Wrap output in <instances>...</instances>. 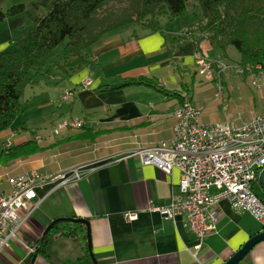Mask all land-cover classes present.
Listing matches in <instances>:
<instances>
[{
    "label": "crops",
    "instance_id": "obj_1",
    "mask_svg": "<svg viewBox=\"0 0 264 264\" xmlns=\"http://www.w3.org/2000/svg\"><path fill=\"white\" fill-rule=\"evenodd\" d=\"M163 18L162 33L134 25L105 35L87 52L91 65L66 75L68 92L74 96L71 101L62 97L70 108L63 109L59 119L78 118L87 122L84 129L56 135L54 120L52 128L49 124L41 128L44 134L29 123H24L26 129L11 128L0 134V194H10V181L21 174L37 171L48 178L36 191V210L17 238L0 250V264H224L264 232V225L251 214L238 213L222 201L216 208V230L196 251L197 240L185 226V214L167 220L153 209L181 200L180 172L167 174L154 165L144 166L132 153L173 138L174 111L183 101L200 109V101L189 95L193 73L200 76L197 51L209 61L224 62L209 39L187 26L172 28L176 20ZM1 24L0 52L11 48L17 39L14 35L24 36L33 27L22 16ZM62 49L38 66L41 72L49 71L48 78L54 76L50 67L61 60ZM140 77L155 79L171 94L144 86L112 89ZM87 78L92 85L85 88ZM29 141L39 147L37 154L10 158L12 149ZM61 158L70 166L54 167ZM75 168H82L80 180L54 179ZM18 214L26 216L24 210ZM127 214L134 219L128 220ZM58 219L87 224L62 222L47 233ZM46 237L45 254H41L40 243ZM31 248L36 252L31 253ZM241 264H264V241Z\"/></svg>",
    "mask_w": 264,
    "mask_h": 264
},
{
    "label": "trees",
    "instance_id": "obj_2",
    "mask_svg": "<svg viewBox=\"0 0 264 264\" xmlns=\"http://www.w3.org/2000/svg\"><path fill=\"white\" fill-rule=\"evenodd\" d=\"M190 1L36 0L30 6L19 4L4 12L3 0H0V23L25 12L33 22V27L16 39L9 50L0 52V134L11 129L23 113L20 85L58 47L63 46L61 60L52 66L66 76L91 65L87 52L105 35L134 25L162 33L160 16L177 20L186 13ZM196 3L201 8L203 20L196 27L190 25L188 28L199 32L201 38L209 39L223 57L230 47L236 48L244 72L249 69L264 73V0H196ZM41 8L47 9L45 15H39ZM45 75H50L49 71ZM131 86L171 94L155 79L145 77L112 89ZM20 127L26 129L24 124ZM39 151L36 143L29 141L12 149L10 158L30 157ZM252 190L264 202V191L258 181ZM72 220L58 219L50 231L59 228L62 222L73 223ZM46 245L47 237L40 243L39 253L45 254Z\"/></svg>",
    "mask_w": 264,
    "mask_h": 264
},
{
    "label": "built area",
    "instance_id": "obj_3",
    "mask_svg": "<svg viewBox=\"0 0 264 264\" xmlns=\"http://www.w3.org/2000/svg\"><path fill=\"white\" fill-rule=\"evenodd\" d=\"M194 57L198 75L207 81L218 79L217 95L220 96L226 62L209 61L200 51ZM251 76L252 86L264 89V73ZM91 85L89 78L84 80L85 88ZM73 96V92H66L63 100L71 101ZM174 117L176 123L171 140L132 153L144 166L154 165L167 174L175 169L180 172L181 200L169 207L153 209L167 220L185 214V226L197 240L196 251L216 230L219 219L216 208L222 201H227L238 213L251 214L264 225V202L252 190L264 170V115H253L241 125L231 122L204 124L201 109L186 100L175 109ZM85 126L86 122L78 118L61 120L54 133L59 135L66 129L82 130ZM83 175L82 168H75L54 179L68 183L80 180ZM47 180L37 171L21 174L10 181V194H0V250L17 238L28 217L36 210V191ZM20 210L26 212L25 217L18 214ZM126 218L133 220L134 216L127 214ZM30 252L35 253L36 249L31 248Z\"/></svg>",
    "mask_w": 264,
    "mask_h": 264
},
{
    "label": "rangeland",
    "instance_id": "obj_4",
    "mask_svg": "<svg viewBox=\"0 0 264 264\" xmlns=\"http://www.w3.org/2000/svg\"><path fill=\"white\" fill-rule=\"evenodd\" d=\"M35 1L36 0H3L1 7L4 12H8L15 5L25 4L26 6H30ZM38 13L39 15H45L47 9L41 8ZM19 16L27 19L30 26L33 25L32 20L26 12L11 17V19ZM165 18L167 19V16H165ZM163 20L164 18L162 15L159 21L163 22ZM202 20L203 14L201 8L196 3V0H191L186 13L178 18V20H174L175 24L171 23V25H173L172 28H175L176 25L180 27H189ZM5 23L8 24V21ZM0 25L2 24L0 23ZM197 25L198 24H196L195 27ZM2 28L3 26L0 27V29ZM23 34L24 33H17L14 37L19 39ZM62 48V46L57 48L47 59L51 57V59H54ZM225 56L223 57L222 55V59L226 62L224 64L227 66V69L222 73L221 83L223 85V90L220 96L217 95V78L216 81H207L204 76H196L195 73H193L190 79L189 95L194 98L195 102L200 101L202 122L204 124L231 122L234 125H241L249 121L253 115H264V89H256L252 86L251 75L256 74V71L248 70L243 73L240 72V70L244 71V69L239 63L240 54L234 47H230ZM43 68L44 66H42L41 69ZM47 68L48 66L46 65L44 69ZM50 69L52 70L50 72L53 73L55 77L52 76L48 78V75H45V71H32L28 78L20 85L19 89L22 94L21 106L23 113L13 124L12 128L16 129L19 128L21 124L29 123L30 128H38L35 131H38L39 134H44L45 131L41 128H43L44 125H51L50 128H52L54 120H57L55 122L56 127L60 122L59 117L62 115V110L70 108V105L67 104L70 102H64L62 100L63 95L70 89L67 76H64V74L54 66L50 67ZM51 110L56 111L57 114L51 116L52 113L49 114ZM54 161L56 160H49L50 163ZM59 162V166L54 165V167L64 168L70 166L63 158H61Z\"/></svg>",
    "mask_w": 264,
    "mask_h": 264
},
{
    "label": "water",
    "instance_id": "obj_5",
    "mask_svg": "<svg viewBox=\"0 0 264 264\" xmlns=\"http://www.w3.org/2000/svg\"><path fill=\"white\" fill-rule=\"evenodd\" d=\"M258 182L263 188L264 191V170L259 175ZM67 219H62V221ZM73 223H79L86 225L87 223L83 220H72ZM52 227V225H51ZM51 227L48 229L47 233L50 231ZM264 241V232L259 233L258 235L252 237L239 251H237L227 262L224 264H241V262L246 258L250 251L259 243Z\"/></svg>",
    "mask_w": 264,
    "mask_h": 264
}]
</instances>
